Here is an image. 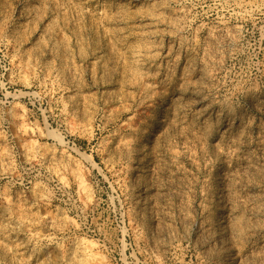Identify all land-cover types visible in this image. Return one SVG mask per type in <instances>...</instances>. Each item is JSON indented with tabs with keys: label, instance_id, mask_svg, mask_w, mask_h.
Listing matches in <instances>:
<instances>
[{
	"label": "rangeland",
	"instance_id": "374dc122",
	"mask_svg": "<svg viewBox=\"0 0 264 264\" xmlns=\"http://www.w3.org/2000/svg\"><path fill=\"white\" fill-rule=\"evenodd\" d=\"M0 264H264V0H0Z\"/></svg>",
	"mask_w": 264,
	"mask_h": 264
}]
</instances>
